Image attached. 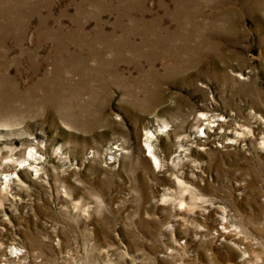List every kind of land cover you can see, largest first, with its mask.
<instances>
[{
  "label": "rangeland",
  "instance_id": "374dc122",
  "mask_svg": "<svg viewBox=\"0 0 264 264\" xmlns=\"http://www.w3.org/2000/svg\"><path fill=\"white\" fill-rule=\"evenodd\" d=\"M0 172V264H264V0H0Z\"/></svg>",
  "mask_w": 264,
  "mask_h": 264
},
{
  "label": "bare ground",
  "instance_id": "6f19581e",
  "mask_svg": "<svg viewBox=\"0 0 264 264\" xmlns=\"http://www.w3.org/2000/svg\"><path fill=\"white\" fill-rule=\"evenodd\" d=\"M221 123H223V122H221ZM205 133H206V130H205ZM241 135H242V133H241ZM199 137H202L203 138V136H199ZM153 139L152 138H148V141H147V143H148V146L151 148V151H152V155H153V158L157 161V162H159L160 163V165L162 166V162H161V160H160V158H159V156H157V152L155 151V147H154V145H153V141H152ZM30 154V156L27 158L26 157V159L25 160H22L21 161V166L23 167V166H25V165H32V163L33 162H30L32 159H35V160H38L37 159V155L36 154H34V152H30L29 153ZM33 166V165H32ZM35 168V170H36V172L37 173H39L41 170L38 168V166L36 167H34ZM22 169V168H21ZM40 170V171H39ZM15 178H19V175H17L16 173H9V174H5V173H2V172H0V204H1V201H4V200H9V194H10V189H11V187H12V183H15ZM20 179V178H19ZM3 203V202H2ZM3 205V204H2ZM182 205H185V203H183ZM226 211V210H225ZM225 211L224 210H221V213H222V215L224 214L225 215ZM223 215V216H224ZM226 217V216H225ZM224 217V218H225ZM226 219V218H225ZM222 229L223 228H225V227H221ZM227 233H229V230L228 231H222V233L221 234H227ZM240 235V234H239ZM233 241V240H232ZM247 241V240H246ZM244 245V244H243ZM11 250V249H10ZM11 252L12 253H14L15 252V254L17 255L16 257H18V258H22L21 257V255H23V253L20 251V248H18V247H14V248H12V250H11ZM11 254V253H10ZM15 256V255H14ZM9 257H11V256H9ZM2 264H4V263H2ZM9 264V263H8Z\"/></svg>",
  "mask_w": 264,
  "mask_h": 264
}]
</instances>
